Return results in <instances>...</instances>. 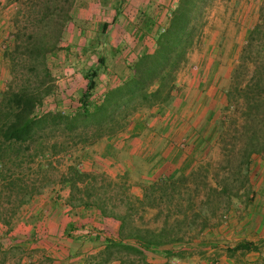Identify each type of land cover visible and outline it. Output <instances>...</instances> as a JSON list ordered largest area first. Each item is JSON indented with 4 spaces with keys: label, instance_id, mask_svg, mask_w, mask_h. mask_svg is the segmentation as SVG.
<instances>
[{
    "label": "crops",
    "instance_id": "crops-1",
    "mask_svg": "<svg viewBox=\"0 0 264 264\" xmlns=\"http://www.w3.org/2000/svg\"><path fill=\"white\" fill-rule=\"evenodd\" d=\"M118 1L120 16L101 35L98 28L92 27L93 17L109 6L113 20L115 4L105 0H77V10L72 14V22L64 34L62 54L58 56L66 55L64 62L76 68L66 69L64 66H70L67 64L60 66L62 72L56 80L55 94L44 100L50 110L65 114L77 111L88 82L83 65L88 59L83 57L87 47L101 49L104 58L91 103L100 102L108 90L120 85L131 75V62L154 50L155 37L162 26L168 24L179 0ZM253 2L223 0L212 15L217 22L226 21L223 30L247 32L258 21ZM4 7L5 2L0 0V94L11 77L4 52L13 41L8 10ZM230 19L232 22L228 23ZM104 22L110 21L102 20ZM232 25H236L235 28ZM218 26L211 25V29L216 33ZM60 58L55 61L61 63ZM98 64L85 68L92 71ZM232 69L225 71L222 80L230 79ZM217 73L220 77V72ZM193 82H188L183 97L180 94L170 105L136 113L122 132L104 137L77 152L69 151L54 161L62 157L69 166L77 160L83 172L105 173L115 181L129 179L128 185L142 199L147 183L178 173L188 159L193 160L194 166L198 158L194 149L210 137L205 130L208 127L206 117L217 110L220 102L210 90L197 94ZM184 142L194 144L195 148L183 150ZM258 185L253 184V189L263 190L262 194L247 206V211H255L256 215L253 212L229 224V234H200L194 246L186 249L190 255L170 260V264H264V183ZM236 215L231 212V217ZM118 228L119 221L105 217L96 206L72 203L70 186L58 181L23 205L10 226L0 221V264H109L104 252L110 242L118 240ZM244 242L255 244L257 249H234ZM166 260L161 255L147 253V262L151 264H163ZM119 263L113 261L111 264Z\"/></svg>",
    "mask_w": 264,
    "mask_h": 264
},
{
    "label": "trees",
    "instance_id": "trees-1",
    "mask_svg": "<svg viewBox=\"0 0 264 264\" xmlns=\"http://www.w3.org/2000/svg\"><path fill=\"white\" fill-rule=\"evenodd\" d=\"M63 3L68 4L69 1ZM206 3L207 0H179L170 14L168 26L156 35L154 50L134 59L130 64L131 75L124 78L120 85L108 90L103 100L96 104L91 103V99L97 87L100 70L95 68L87 72L86 89L74 114L50 110L44 103L55 92L56 87L47 65V57L63 49L61 42L64 29L71 20L70 12H66L64 20L57 23L52 12L45 13L41 10L43 16L40 17V22L46 24L45 31L16 27L15 33H12L13 41L4 52L11 79L0 94L1 222L10 226L18 210L44 191L49 185V170L57 157L80 144L86 147L104 137L114 136L127 128L136 113L153 107H165L175 100L177 73L187 59L188 50L194 44L199 29L197 20ZM46 6L49 10L48 3ZM114 7L116 15L113 20L98 26L101 35L120 16V2ZM53 23H57L58 27H53ZM261 27L262 24H258L249 33L241 54L240 60L243 62L235 70V80L239 67L247 65L246 54L253 46ZM20 60L29 62L28 74L20 72L23 71L18 68ZM99 63L104 64L103 57L99 58ZM251 64L252 74L248 81L243 87L234 82V92L229 91L228 97L231 100L239 92L240 98H243V108L249 110L244 114L249 120L256 122L258 115L253 118L254 110L259 111L264 107V64H261V60H253ZM39 106H44L41 115L36 114ZM253 132L257 134L256 131ZM249 148H245L246 153ZM253 151L259 150L255 148ZM193 163L192 159L186 160L178 178L169 176L151 183L144 190L143 198L138 201L144 204L146 200L157 197L156 193L160 191L163 200L171 197L179 182L186 185L189 181L186 170ZM94 179L92 174L79 168L77 160L60 175V182L71 188L72 203L94 205L105 217L119 221V238L110 242L104 252V256H107L106 263L119 261V264H151L147 262V253H155L167 259L163 264H170V260L184 259L190 255L186 249L194 246L195 237H186L189 232L184 229L192 226L187 218L177 219L170 224L169 215L159 230L141 228L134 219V203L130 198L124 216L110 214L106 201L101 197L93 200L98 194L97 188L92 185ZM209 190L233 195L224 187L219 189L217 186ZM210 203L212 204V198L209 196L205 204ZM112 208H118V205L113 204ZM215 210L217 209H211L205 214L200 231L211 226L212 218L216 217ZM195 217L199 219L201 213H197ZM234 249L250 251L256 250L257 246L244 242L237 244ZM132 256L135 260H131Z\"/></svg>",
    "mask_w": 264,
    "mask_h": 264
},
{
    "label": "rangeland",
    "instance_id": "rangeland-1",
    "mask_svg": "<svg viewBox=\"0 0 264 264\" xmlns=\"http://www.w3.org/2000/svg\"><path fill=\"white\" fill-rule=\"evenodd\" d=\"M3 1L5 2L4 8L8 10L7 16L10 26L12 27V33H15L16 27L26 30L41 29L45 31L46 24L40 22V17L43 16L41 10H43L45 13L52 12L57 18V23H60L62 19L64 20L66 12H70L71 20L64 29L65 34L68 25L72 22V14L77 10V0ZM67 1H69L68 4L63 3ZM105 1L110 4L119 3L118 0ZM247 1L248 0H244V3H247ZM222 2L223 0H207L202 15H200L197 20L199 29L194 44L188 50L187 59L177 73L176 98H178L180 94L182 96L188 82L194 80L193 86L197 90V94L210 90L212 93H216V96H213H215V100L220 102L214 113L211 115L206 114L208 115V117H206L208 121L206 124L208 127L205 130L210 135L208 141L199 144L197 148H195L194 144H188L187 142H184V145L181 146L185 151L195 148L194 151L196 150L198 155L195 165L186 170V176L190 178L186 185H182V183L179 182L171 197H167L163 200V194L160 191L156 193L157 197L146 200V202L142 204L138 201L139 197L136 195L137 192L133 191L128 185L129 179L122 178L119 181H115L111 175L105 173L92 174L95 177V179L92 180V185L97 188L98 193L93 197V200L101 197L104 202L106 201L110 214L124 216L128 209V198H130L131 202L134 203V219L141 228L159 230L164 226L166 217L169 215L171 216L170 224H173L177 219L185 220L187 218L188 223L192 222L190 223L192 226H188V229L184 230L189 232L186 235L187 238L195 237L194 244L196 240L200 238V234H229L227 232L230 228L229 224L233 223L238 218L243 219L249 214L252 215L253 212L256 215L257 213H255V211H247V206L263 192V190L255 191L253 189V184L258 185L260 182L264 183V107L260 108L259 111L258 109L254 110L253 118L255 119L256 115H258V118L256 122H253L244 114V112L248 113L249 110L246 111V109L243 108V98H240V93L236 92L231 100H229L228 94L229 91H233L234 82L240 83L243 87L248 81L252 74L253 66L251 62L253 60H261V64H264V0H254L253 2L255 10L258 13V21L254 27L258 24H262V27L260 33L256 34L253 46L246 54L247 58L245 61L248 67H246L247 65H244L242 68L239 67L236 80L233 78L236 67L238 65L240 66L241 62H243L240 60L241 54L246 46L249 33L254 27L247 32L234 31L231 28H229L228 31L227 28L223 30L226 21L217 22L215 16L213 17L212 15V13L221 6ZM46 3L49 5V10L46 9ZM177 4L178 2L176 5ZM60 8H64V10L62 11ZM109 11V6H105L102 11L98 12L97 15L95 14L91 22L94 30L98 28L102 20L112 21V16H110ZM230 22H232L231 19L228 23ZM56 24L53 23V27H58V24ZM215 24L220 25L217 27L216 33L215 30L211 29V25L214 26ZM167 26L168 24H165L162 27L166 28ZM235 26L236 25H232L233 28H235ZM63 39L62 42H64ZM83 52L84 59L86 56L88 58H86L87 62L83 63L84 72H90L85 66L89 67L93 64H97V62L99 63L102 51L101 49L87 47ZM59 54H62V50L49 54L47 57V65L54 78L55 86L56 80L62 72L60 66L67 64L70 66H64L66 69L72 70L76 68L73 67L72 64H68V62H64L67 57L66 55L63 54V57L60 58L58 57ZM74 54V52L71 53L75 61ZM57 58H60L62 62L55 61ZM212 60L214 61L211 62ZM28 64L29 62L20 60L18 68L23 70L20 72L28 74ZM102 67L103 65L100 63L97 65V68L101 72ZM9 68L8 64V69ZM229 68H233L230 79L227 80L226 78L224 81L222 79L224 78V74H226L225 71ZM221 70H224V73H221ZM217 72H220V77ZM53 94H55V92ZM240 102L241 104H239ZM253 131H256L257 134ZM248 144H251V146H248ZM82 146L81 144L75 146L71 151L74 150L77 152ZM247 147L250 148L246 153L245 148ZM255 148L259 151L254 152L253 150ZM53 164V167L49 170L50 177L47 187L60 181L61 173L67 168V164L62 157L61 160H56ZM135 169L137 170V168ZM179 174L180 171L172 176L178 178ZM149 185L150 184L147 183L145 189ZM217 186L219 189L223 187L227 188L233 195H225L220 193V191L211 192L209 190ZM210 192L211 195H209ZM209 196L212 198V204L206 205L205 202ZM113 204H117L118 208H112ZM215 208L217 209L215 210V212L217 211L216 217L212 218L211 226L200 231L203 226L205 214L209 212V210ZM231 212L237 214L236 217H231ZM197 213H201L199 219L195 217ZM106 257L107 256H104V259H106ZM131 260H135L133 256Z\"/></svg>",
    "mask_w": 264,
    "mask_h": 264
},
{
    "label": "built area",
    "instance_id": "built-area-1",
    "mask_svg": "<svg viewBox=\"0 0 264 264\" xmlns=\"http://www.w3.org/2000/svg\"><path fill=\"white\" fill-rule=\"evenodd\" d=\"M164 29L165 28H163L162 31H164ZM43 109H44V106L37 107L36 114L41 115V113L43 112Z\"/></svg>",
    "mask_w": 264,
    "mask_h": 264
}]
</instances>
